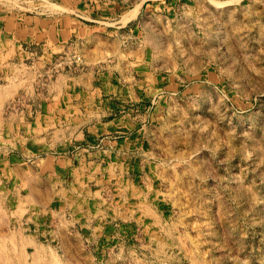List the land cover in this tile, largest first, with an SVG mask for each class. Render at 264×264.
Returning a JSON list of instances; mask_svg holds the SVG:
<instances>
[{
    "label": "rangeland",
    "instance_id": "rangeland-1",
    "mask_svg": "<svg viewBox=\"0 0 264 264\" xmlns=\"http://www.w3.org/2000/svg\"><path fill=\"white\" fill-rule=\"evenodd\" d=\"M50 1L2 0L23 11ZM145 3L120 47L180 87L123 155L125 180L29 171L46 152L23 149L9 112L40 110L23 99L78 71L81 56L49 68L36 55L0 58V88L15 91L0 109V264H264V0Z\"/></svg>",
    "mask_w": 264,
    "mask_h": 264
},
{
    "label": "crops",
    "instance_id": "crops-1",
    "mask_svg": "<svg viewBox=\"0 0 264 264\" xmlns=\"http://www.w3.org/2000/svg\"><path fill=\"white\" fill-rule=\"evenodd\" d=\"M3 2L2 60L7 54L12 61L36 55L37 63L49 68L59 55L81 56L78 71L58 73L47 83L45 94L23 99L39 101L40 110L9 112L7 119L12 118L13 125H23L22 139L27 141L23 149L46 152L36 163L26 164L29 171L47 172L52 181L79 178L102 183L112 176L125 180L123 155L135 142L144 144L147 124L160 118V103L180 87L176 79L155 71V64L144 62L138 48L120 47L118 38L141 16L146 0H52L50 8L47 2L46 9L24 11ZM136 6V15L123 21ZM39 75L38 71L36 78ZM3 76L7 77L1 72ZM11 91L7 96L1 92V117L5 100L15 93ZM20 162L14 157L5 163L20 173Z\"/></svg>",
    "mask_w": 264,
    "mask_h": 264
},
{
    "label": "bare ground",
    "instance_id": "bare-ground-1",
    "mask_svg": "<svg viewBox=\"0 0 264 264\" xmlns=\"http://www.w3.org/2000/svg\"><path fill=\"white\" fill-rule=\"evenodd\" d=\"M229 1V0H228ZM54 6V5H53ZM55 7V6H54ZM54 7H53V9H54ZM59 8V7H58ZM57 9V8H56ZM61 12V11H60ZM136 15V11H131L130 10V12L127 14V15H125V17H124V21H126V20H128L129 18H132V17H134ZM13 83H11V85H12ZM4 87H6V88H3L2 90H1V88H0V98H1V92H2V94L4 95V96H7V95H9L8 93H9V90H10V88H9V85H8V87L7 86H4ZM17 87V86H16ZM12 92V91H11ZM10 92V93H11ZM2 104V103H1ZM0 108H1V106H0ZM37 199V198H36ZM1 237V236H0ZM40 254V253H39ZM36 255V254H35ZM35 258V257H34ZM35 261V260H34ZM39 262V261H38Z\"/></svg>",
    "mask_w": 264,
    "mask_h": 264
},
{
    "label": "built area",
    "instance_id": "built-area-1",
    "mask_svg": "<svg viewBox=\"0 0 264 264\" xmlns=\"http://www.w3.org/2000/svg\"><path fill=\"white\" fill-rule=\"evenodd\" d=\"M73 56V55H72ZM77 62H78V60H79V57H73Z\"/></svg>",
    "mask_w": 264,
    "mask_h": 264
}]
</instances>
